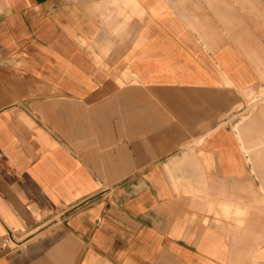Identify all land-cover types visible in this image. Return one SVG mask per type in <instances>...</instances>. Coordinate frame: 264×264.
Listing matches in <instances>:
<instances>
[{
    "label": "crops",
    "instance_id": "obj_1",
    "mask_svg": "<svg viewBox=\"0 0 264 264\" xmlns=\"http://www.w3.org/2000/svg\"><path fill=\"white\" fill-rule=\"evenodd\" d=\"M219 3L0 0V264H264V110L227 120L259 80Z\"/></svg>",
    "mask_w": 264,
    "mask_h": 264
},
{
    "label": "rangeland",
    "instance_id": "obj_2",
    "mask_svg": "<svg viewBox=\"0 0 264 264\" xmlns=\"http://www.w3.org/2000/svg\"><path fill=\"white\" fill-rule=\"evenodd\" d=\"M225 1L228 3L208 4L206 7L211 12L214 24L222 31L219 34L246 58L259 80L254 88L246 92L244 102L228 115L229 124L242 125L247 118L252 121L264 110V0H223ZM260 141V145L264 146V133ZM251 167L253 178L257 180L264 195V188L261 186L264 181V165Z\"/></svg>",
    "mask_w": 264,
    "mask_h": 264
},
{
    "label": "built area",
    "instance_id": "obj_3",
    "mask_svg": "<svg viewBox=\"0 0 264 264\" xmlns=\"http://www.w3.org/2000/svg\"><path fill=\"white\" fill-rule=\"evenodd\" d=\"M11 237H12V234H11ZM8 241V240H7Z\"/></svg>",
    "mask_w": 264,
    "mask_h": 264
},
{
    "label": "bare ground",
    "instance_id": "obj_4",
    "mask_svg": "<svg viewBox=\"0 0 264 264\" xmlns=\"http://www.w3.org/2000/svg\"><path fill=\"white\" fill-rule=\"evenodd\" d=\"M247 119H248V118H247ZM247 119H246V120H247Z\"/></svg>",
    "mask_w": 264,
    "mask_h": 264
}]
</instances>
